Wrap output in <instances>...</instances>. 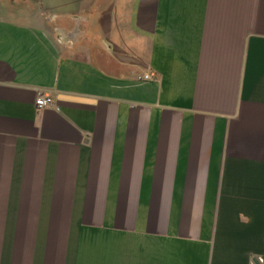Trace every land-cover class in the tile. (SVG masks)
I'll list each match as a JSON object with an SVG mask.
<instances>
[{"label": "crops", "instance_id": "0c3cea01", "mask_svg": "<svg viewBox=\"0 0 264 264\" xmlns=\"http://www.w3.org/2000/svg\"><path fill=\"white\" fill-rule=\"evenodd\" d=\"M0 264H264V0H0Z\"/></svg>", "mask_w": 264, "mask_h": 264}, {"label": "built area", "instance_id": "2783aa9c", "mask_svg": "<svg viewBox=\"0 0 264 264\" xmlns=\"http://www.w3.org/2000/svg\"><path fill=\"white\" fill-rule=\"evenodd\" d=\"M154 73L148 72L141 76L142 80H149L153 78ZM53 104V97L49 92L39 91L35 99V105L37 109H43Z\"/></svg>", "mask_w": 264, "mask_h": 264}, {"label": "rangeland", "instance_id": "374dc122", "mask_svg": "<svg viewBox=\"0 0 264 264\" xmlns=\"http://www.w3.org/2000/svg\"><path fill=\"white\" fill-rule=\"evenodd\" d=\"M36 236H38V232H34V240H33L34 241V245H33V247L29 248V244H28L27 251H25L26 248H23V252H21V254H20V260H22L23 262L26 260L25 256L32 255L31 249L34 250V259H35V254H36L35 252L39 248V245L37 243L38 239H37ZM54 258H56V255L54 256Z\"/></svg>", "mask_w": 264, "mask_h": 264}]
</instances>
